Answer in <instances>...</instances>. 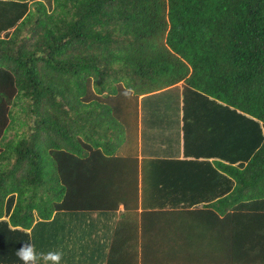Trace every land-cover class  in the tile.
Masks as SVG:
<instances>
[{
	"label": "trees",
	"instance_id": "1",
	"mask_svg": "<svg viewBox=\"0 0 264 264\" xmlns=\"http://www.w3.org/2000/svg\"><path fill=\"white\" fill-rule=\"evenodd\" d=\"M138 110L190 157L141 161L168 204L215 195L199 216L264 219V0H0V226L25 243L60 211L126 214ZM194 165L229 191L181 190Z\"/></svg>",
	"mask_w": 264,
	"mask_h": 264
},
{
	"label": "crops",
	"instance_id": "2",
	"mask_svg": "<svg viewBox=\"0 0 264 264\" xmlns=\"http://www.w3.org/2000/svg\"><path fill=\"white\" fill-rule=\"evenodd\" d=\"M176 84L172 87H180ZM137 113V167L121 173L124 179L117 183L119 197L129 200L127 213L122 214V203H117L114 209L105 207L89 211V215L80 211H60L57 218L43 221L36 229H21L28 234L37 253L60 251L63 253L61 264H106L107 258L113 261L109 264H264V219L216 220L208 212L202 214L205 217L199 216L201 204L213 200V194L224 189L226 179L196 171L200 167L197 165L189 168V174L176 171L181 180L186 177L191 181L180 180L181 190L190 191L195 197L200 193L207 198L213 197L193 204H168L165 180L160 178V173H150L145 167L147 164L141 161L143 158L181 160L190 157L181 154L180 131L172 143L169 125L165 124L164 128L159 124L150 125L145 119L143 121L140 110ZM179 119L181 124L180 116ZM157 130L161 135L168 134V139L150 137ZM144 146H154L158 152L169 147L174 154L147 155L143 153ZM128 158L132 169L134 159L132 155ZM198 160L211 161V158ZM222 174L228 178L229 185L231 178ZM103 189L102 194L106 193ZM228 191L223 190L222 194ZM185 210L194 213L187 214ZM23 244V236L0 226V264H22L16 251ZM86 258L97 261H76Z\"/></svg>",
	"mask_w": 264,
	"mask_h": 264
},
{
	"label": "clouds",
	"instance_id": "3",
	"mask_svg": "<svg viewBox=\"0 0 264 264\" xmlns=\"http://www.w3.org/2000/svg\"><path fill=\"white\" fill-rule=\"evenodd\" d=\"M16 256L22 264H61L63 253L60 251L37 253L34 243L29 239L16 251Z\"/></svg>",
	"mask_w": 264,
	"mask_h": 264
},
{
	"label": "rangeland",
	"instance_id": "4",
	"mask_svg": "<svg viewBox=\"0 0 264 264\" xmlns=\"http://www.w3.org/2000/svg\"><path fill=\"white\" fill-rule=\"evenodd\" d=\"M180 84H181V82H178V83L176 84V86H179ZM171 139L174 140V141L172 140V143H175V140H176V139H175V137H174L173 135H171ZM179 142H180V141H179Z\"/></svg>",
	"mask_w": 264,
	"mask_h": 264
}]
</instances>
